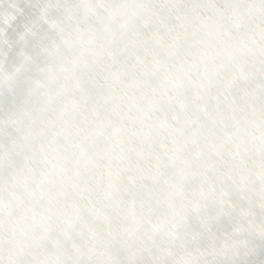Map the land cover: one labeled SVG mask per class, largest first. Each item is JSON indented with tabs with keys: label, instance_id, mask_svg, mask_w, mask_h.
Segmentation results:
<instances>
[{
	"label": "snow or ice",
	"instance_id": "6c2138e0",
	"mask_svg": "<svg viewBox=\"0 0 264 264\" xmlns=\"http://www.w3.org/2000/svg\"><path fill=\"white\" fill-rule=\"evenodd\" d=\"M0 264H264V0H0Z\"/></svg>",
	"mask_w": 264,
	"mask_h": 264
}]
</instances>
